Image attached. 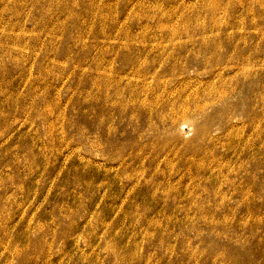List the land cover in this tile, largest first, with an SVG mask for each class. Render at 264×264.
<instances>
[{
	"label": "rangeland",
	"instance_id": "1",
	"mask_svg": "<svg viewBox=\"0 0 264 264\" xmlns=\"http://www.w3.org/2000/svg\"><path fill=\"white\" fill-rule=\"evenodd\" d=\"M207 1L0 0V264H264V2L234 0L214 16L221 26L202 34L237 56L224 76L226 86L245 81L237 87L244 93L229 104L252 119L217 108L222 118L208 138L197 137L202 113L179 121L177 147L212 154L192 165L196 173L185 157L158 153L175 146L170 128L125 138L153 145L140 159L126 147L100 149L98 131L112 139L126 124L115 122L116 103L99 99L95 85L112 89L107 77L117 86L130 72L124 53L148 58L137 64L148 83L157 50H197L184 30ZM195 64L150 98L157 110L187 95L180 83L200 86L225 69L209 75Z\"/></svg>",
	"mask_w": 264,
	"mask_h": 264
},
{
	"label": "bare ground",
	"instance_id": "2",
	"mask_svg": "<svg viewBox=\"0 0 264 264\" xmlns=\"http://www.w3.org/2000/svg\"><path fill=\"white\" fill-rule=\"evenodd\" d=\"M223 1L224 0H209L206 3H202L199 6V9L205 11L207 16L212 17L211 23H205V21L199 22L200 16L198 15V9L196 10V18L193 19L195 26H189L184 30V33L186 35L194 37V42L198 45L197 50H185L182 47H177L172 49H159L155 52L152 62L157 64L158 70L153 72L152 75L147 73L149 74V79L153 78V81L151 80L146 83V78L141 79L137 77L139 76L140 65L148 63V58H145L144 54H138L139 56H137L135 60L132 56V52H127L122 54V59L120 60V62L124 67L129 68L130 72L125 73L124 75H118L117 78H119V81L117 83V86H114L113 79L108 77V83L111 84L112 89L108 87H99L102 86V81H100L98 85H95L98 91L97 97L99 99H102L105 102L110 101V104L112 105L116 103V109L114 112L115 122L118 121L119 123H124L126 124V126H130L131 128V132H128L126 130V126L118 127L121 128L120 131L122 132L121 135H116L118 137V140L115 138V133L114 138L108 139V137H103V132L98 131L100 137L103 138V141H100V144L104 146L100 148L101 150L107 151V153L109 154L111 148L115 146L120 149L126 147L131 152L132 159H140L138 152H144L145 150L152 148L153 145L143 143L142 145L140 144V146H137L135 142H128L125 138L132 132L134 134H137L138 132L142 133L144 131V128H147L149 130L151 127H153L157 131L156 134L159 133L166 136L168 128H170L173 133L168 139L170 142L174 143L175 146H172L169 149L168 147H161L158 150V153H168L169 155L171 153V155L177 159H180L179 156L185 157L184 159H187V170L188 172L192 173L194 172L191 168L192 165L196 163H205L210 157H212V154L209 153V151L206 149H193L192 147L181 149L177 147L179 138L177 137L174 128L179 121L188 118V116H191L189 112L194 111L197 113V115L202 113V119L199 121L201 123V126H199V128L197 129V137L202 138L205 136L206 138H208L211 126L213 124L219 123V119L222 118V113H220L221 111H217V108L221 107L220 109H228L226 110V112H228L231 118H238L241 116L252 119V116L249 114V112L248 114H244L242 113L243 111L239 112L235 106L229 104L231 96H236L237 93H244L243 88L238 89L237 87L239 83L245 84V81L237 79L238 77L231 78L229 79L227 87L226 78L224 76L226 67L229 71L233 68L232 66L237 63V56L232 55V53H229L226 56L221 54V49H223L224 46H227V42H224L223 46H221L219 40L220 38L218 36L215 40L207 41V38L202 35L212 28L221 26L218 21L213 20L214 16L219 9H224L225 12H228L231 8L230 4L234 3V0H225V5H223ZM256 1H258L259 4H262L264 2V0ZM242 3L246 2H244L243 0ZM66 10L68 12H71L72 8L69 7ZM192 16L194 15H191L190 18ZM190 18L184 19V23L190 20ZM164 25L165 24H162V22L160 23L161 27H164ZM212 46L213 48L211 49ZM58 53L63 55L64 51L59 50ZM138 63L140 65H137ZM188 63H196V66H201L204 69V72L208 73L209 75L213 74L214 71L218 69H225H223V72L217 75H210V79H208L205 84L202 83L200 86H189L187 83H180L182 86H184L187 95H185L183 99L177 97L175 99L167 101L166 106L162 107L161 110H157L156 108L158 104L154 99L150 98L152 96H157L160 89L166 91L168 82L178 80L181 74L184 75L187 71L185 67L189 66ZM163 71L165 73L161 74ZM230 82H233L234 84L232 85L230 84ZM229 84L231 86H229ZM90 85L92 84L90 83ZM252 90L253 88L250 87L248 92ZM170 94L172 93H169V95ZM41 101L42 99H39L40 103ZM241 103L244 105V100L241 99ZM190 106H193L194 108H191L192 110H190ZM90 108L92 110H95V107L93 106H90ZM208 108L210 110L205 111ZM2 110L3 109L0 107V118L3 117ZM214 111L216 113H214ZM51 114L52 112L49 113L48 111H45L42 117L44 119H47ZM199 117L201 118V116ZM257 118L258 116L257 114H255V117L253 118L254 123H256ZM108 122H110V118L102 119L101 121H99L98 128L101 130L103 126ZM52 124L50 126H52ZM163 125H166L167 128L160 129V126ZM24 149L27 150V153H30L28 148ZM166 157L167 156L165 155V158ZM197 158L198 160H194ZM173 166L176 167L173 170V174L178 173L180 171V166L177 164ZM162 174L163 173L160 171L156 175L164 178ZM106 177L107 172L105 171L104 178L106 179ZM163 187L164 189H168L167 185H164ZM143 190H145V188H143Z\"/></svg>",
	"mask_w": 264,
	"mask_h": 264
}]
</instances>
